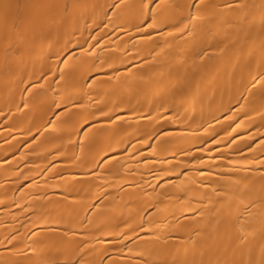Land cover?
Returning a JSON list of instances; mask_svg holds the SVG:
<instances>
[{
  "label": "bare ground",
  "instance_id": "bare-ground-1",
  "mask_svg": "<svg viewBox=\"0 0 264 264\" xmlns=\"http://www.w3.org/2000/svg\"><path fill=\"white\" fill-rule=\"evenodd\" d=\"M0 264H264V0H0Z\"/></svg>",
  "mask_w": 264,
  "mask_h": 264
}]
</instances>
